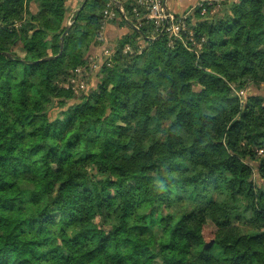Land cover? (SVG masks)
<instances>
[{
  "label": "trees",
  "instance_id": "1",
  "mask_svg": "<svg viewBox=\"0 0 264 264\" xmlns=\"http://www.w3.org/2000/svg\"><path fill=\"white\" fill-rule=\"evenodd\" d=\"M67 1L0 0V264H264V0L195 9L198 50L118 14L97 70L110 0Z\"/></svg>",
  "mask_w": 264,
  "mask_h": 264
},
{
  "label": "built area",
  "instance_id": "2",
  "mask_svg": "<svg viewBox=\"0 0 264 264\" xmlns=\"http://www.w3.org/2000/svg\"><path fill=\"white\" fill-rule=\"evenodd\" d=\"M220 0H202L195 7L188 12L177 15L170 11L168 7V0H110L103 12L104 21L103 29L108 21H111L120 14L126 20L130 19L129 15L136 17L138 22L145 21L148 24L155 26V33L167 34L170 39L180 38L186 36L189 41L196 47V39L194 29L189 21L195 9H202V14L206 12V5L218 3ZM127 4L129 8H126ZM200 44V43H199ZM92 67L96 69L97 63H92ZM81 70H79L80 72ZM82 89L86 88V84L82 82Z\"/></svg>",
  "mask_w": 264,
  "mask_h": 264
},
{
  "label": "rangeland",
  "instance_id": "3",
  "mask_svg": "<svg viewBox=\"0 0 264 264\" xmlns=\"http://www.w3.org/2000/svg\"><path fill=\"white\" fill-rule=\"evenodd\" d=\"M221 1V0H220ZM219 1V2H220ZM83 0H68L67 1V5L69 8L68 11V15H69V25L72 24V18L73 15L75 14L76 11L79 10L80 5L82 4ZM121 22V20L119 19V16H117V18L108 21L106 26L104 27V29L102 30V34L100 37V45L96 48L95 52L92 54V56L89 58V62L92 63H97L98 67L95 69H99L100 66L102 64H104L105 62H107V58L111 55V52H109V47H114L117 43V40H119L121 37H123L124 35H126L127 33H129L131 30L128 26H125L123 28H121L119 26V23ZM193 29V28H192ZM152 35H155L154 33ZM196 45H198L199 47H196V49H201V45L196 41ZM94 69V67H93ZM83 71V70H82ZM82 71L79 72V76L77 77H73L70 81L73 84L74 87V91L76 92L77 95V99L76 101H79L80 98H82L85 94L90 93L96 85L97 82V78H96V72L95 73H85V74H81ZM82 82H84L86 84V88L82 89ZM236 95L240 96L242 99L246 98V95H248V93H261L264 94V85L259 87V88H255L254 90L249 89V90H238L235 89V91H233ZM73 103V102H72ZM71 103V104H72ZM60 110L58 108L53 110V115H55L56 113H58ZM254 164V163H252Z\"/></svg>",
  "mask_w": 264,
  "mask_h": 264
},
{
  "label": "crops",
  "instance_id": "4",
  "mask_svg": "<svg viewBox=\"0 0 264 264\" xmlns=\"http://www.w3.org/2000/svg\"><path fill=\"white\" fill-rule=\"evenodd\" d=\"M202 0H168L170 11L175 14H184L195 7Z\"/></svg>",
  "mask_w": 264,
  "mask_h": 264
},
{
  "label": "water",
  "instance_id": "5",
  "mask_svg": "<svg viewBox=\"0 0 264 264\" xmlns=\"http://www.w3.org/2000/svg\"><path fill=\"white\" fill-rule=\"evenodd\" d=\"M62 47H63V43H62Z\"/></svg>",
  "mask_w": 264,
  "mask_h": 264
}]
</instances>
